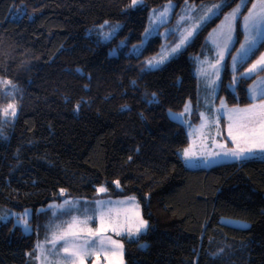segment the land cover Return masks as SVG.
I'll return each instance as SVG.
<instances>
[{"label": "trees", "instance_id": "trees-1", "mask_svg": "<svg viewBox=\"0 0 264 264\" xmlns=\"http://www.w3.org/2000/svg\"><path fill=\"white\" fill-rule=\"evenodd\" d=\"M167 1L133 8L131 0H0V207L134 195L149 228L137 239L121 238L127 264H264V158L188 168L181 158L186 130L168 115L188 100L200 107L192 56L240 0H230L179 55L146 71L160 36L139 55L130 46L141 41L149 11ZM172 1L179 7L185 0ZM104 21L121 23L109 42L88 35ZM242 38L238 23L217 94L230 107L252 103L255 76L229 85L264 51L260 45L232 72L229 59ZM123 39L125 47L110 55ZM153 93L159 102L149 104ZM11 103L17 114L4 124ZM101 185L107 190L100 194ZM223 217L249 227L224 224ZM34 249V234L12 220L0 223V264H35Z\"/></svg>", "mask_w": 264, "mask_h": 264}, {"label": "rangeland", "instance_id": "rangeland-1", "mask_svg": "<svg viewBox=\"0 0 264 264\" xmlns=\"http://www.w3.org/2000/svg\"><path fill=\"white\" fill-rule=\"evenodd\" d=\"M172 2L174 4V11L169 14L168 20H166L163 23H160L156 27V30L153 32V34L149 36L147 40L144 42L143 46L140 47L138 51H134L133 50L134 45L136 46L141 45V41L144 39V33H143L141 41L130 46L131 53H133L134 55H139L143 51L144 47L146 46L150 38L155 35H159L162 41L158 53L161 52L162 46H164L165 49L170 50L171 47H174L175 44L179 42L180 33L184 29L189 28L191 24L195 23L196 19L200 15L203 14V9H200L199 5H204L205 8L211 7L214 3H217L218 0L202 2L200 4H196L188 0L189 6L191 5L197 6L191 12L183 11L185 9V1L179 7H177L175 1H172ZM240 2L241 0L238 3H236V5L239 4ZM259 2L260 0H255L253 4H258ZM168 3L169 1L165 2L164 4L160 6L154 7L149 11L148 23H147L146 28H148L149 26V16H150V13H152V10L159 9L160 11H163V5H166ZM253 4L251 5L249 9L253 7ZM236 5L232 9H234ZM232 9H230L227 13H225L222 19L220 20V22L210 30V32L207 35L206 42L202 48V51L198 53L197 55L192 56V63L194 65L193 71H194V75L197 78V96L200 100H202L200 102V107L199 108L195 107L194 103L188 100L185 106L190 105L191 111L185 112V106L182 111H178V112L171 111L177 114L182 113V112L184 113L180 121H177L174 119L172 120L181 123L186 130L189 144L187 147H185L181 151V158L184 161V164L188 168H191V169L210 168V167H213L219 164H225V163H231L234 161L243 160V159L237 160L231 157V155H228V156L224 155V153H226L229 149H235L237 147V144L233 143L231 137H229L228 135L229 121L225 113L227 109H232V108H237V107L245 108L248 105L230 107L226 104L224 99L218 100L217 98L218 88H219V84L221 81V74H222L224 67L221 68L220 80L218 82V86L216 88L215 94L213 95L212 90L207 87V80L208 78L215 79L216 78L215 72L208 67L207 63L204 65H201V61H208L209 63H215V59L218 58L216 45L212 43V37H210L209 34L213 33V30L218 28V26L224 20L225 15L230 13ZM249 9L246 13L243 14L242 13L244 10V7H243L241 9L239 16L237 17V20L235 22V32L233 33V41L230 43L229 49L225 54V63L228 58V53L232 50L236 42V39H237L238 23L243 33V38H242L241 43H243L245 40V32L243 29V22H244L243 18L244 16L248 15ZM182 15L189 16L191 17V19L187 21H182L180 19ZM107 22H108L107 24H105V21H104L103 23L94 25L92 28L88 30V35H92L100 39L103 42H109L121 28V23L111 22V21H107ZM117 24L120 25V27L115 32V35L112 36L110 39L105 40L103 37V33L111 32L112 26L117 25ZM101 25H103L104 27L101 28L100 27ZM193 37L182 47V49L177 54L172 56L170 59L166 60L158 68L163 67L168 61H170L172 58L179 55V53L183 51L186 48V46L192 41ZM121 41L125 42L123 46H121ZM219 43L221 44V46H223V37L220 38ZM125 45H126V40L125 39L120 40L118 44L113 45L111 48L108 49V53L110 55H116L119 49H122L123 47H125ZM240 45L237 49L240 48ZM113 50H115V54H113ZM158 53L150 56L149 58L146 59V61L152 57H157ZM261 54H264V51H262L243 70V72H245L260 57ZM236 55H237V51H235L232 54V56H236ZM252 55L253 54H251L244 62L242 63L238 62L237 67L235 69L233 68V61H232V56H231V58L229 59L230 60L229 61L230 70L232 72H236L240 68V66L243 63H245ZM146 61H145V68L147 67ZM201 67H204L205 69H207L211 73V76L205 77L201 75L199 73V70ZM254 76L255 78L252 80L250 85H253L254 82L257 81L259 77L264 76V72L254 73L251 75L250 78ZM248 97H249V87H248ZM221 102H223V104L226 106L225 108L221 107ZM255 102L258 103L259 99H257V101ZM11 104H14V103H11ZM6 108L7 107H5V109ZM195 108L197 110H195ZM201 113L204 114L203 120L201 118ZM2 119H3L4 124H6L7 122H12L13 117L11 116V112L9 111L8 116L5 117L4 110H3ZM202 124H204L205 126L201 127ZM3 130L4 128L1 125L0 134H3ZM240 146L247 147L248 145L241 143ZM185 149H188L189 152L191 153L190 157L188 158H185V155H184ZM212 152L218 153L219 155L210 156L209 153H212ZM256 152H257V157H261L262 155H264V153H261L259 149H257ZM101 187L106 189L105 185H101L98 188H101ZM104 192H98V193L101 194ZM65 201H70L71 203L65 205V207L62 209L56 207L57 205L65 204ZM98 202H103V203L99 204ZM25 210L29 211L28 222L30 225V231L28 232L24 231L22 223L21 224L16 223L17 219L23 216ZM101 211H103L104 213V225H105L106 231H103L102 233H99L96 236L90 237V239L95 240L96 243L90 249L92 253L91 256L86 257L84 259V264H127L126 259H125V244L121 238L125 237L129 239L131 238L137 239L141 234L146 233L149 228V222L143 217L139 200L134 195L125 196V197L100 196L98 198H92V199L79 198V197L71 198V197L64 196L62 200L51 201L47 205L40 206L37 209L26 208L22 211H15L13 209H9L6 207H0V217H6L5 219H0V223L8 221V220H12L13 223L16 226H19L25 234H34L35 235V249L33 251V254L30 255V257L32 261L35 262V264H43L42 259H38V257H41L42 249L38 248L37 245H43L46 248L51 249V239L53 238V233H55L56 235H59L61 229H67L68 223L72 221L73 217H78L79 220L81 221L86 220L88 217H92L91 220H88L87 223L82 224L80 226L85 230V234L81 236L80 240L77 241V243H82L84 239H89V237L87 236L88 229H92L94 232H98V230L100 229ZM12 213H15L16 215L13 216L11 215ZM137 214L139 215V218H142L143 220L147 221V227L145 230H142L138 234H134L130 236L128 232V222L129 221L133 222V227H134V222L137 219ZM221 221L224 224H228V225L235 226V227H241V228L249 227V222L245 220H241V219L223 217ZM112 224H117V225L123 224L124 225L123 228L119 229V232H120L119 235H117V233L112 230V227H111ZM113 240L117 241L118 244L121 245L122 247H116L115 245H113L112 244ZM142 246H145V244H142ZM63 247H64V244L61 242L59 247L56 249H52V251L53 252L58 251L60 253V257H63L65 255V253L63 252ZM45 255H47V253H45ZM48 259L53 261L54 264H70V262H64L59 257H56V256H48Z\"/></svg>", "mask_w": 264, "mask_h": 264}, {"label": "snow or ice", "instance_id": "snow-or-ice-1", "mask_svg": "<svg viewBox=\"0 0 264 264\" xmlns=\"http://www.w3.org/2000/svg\"><path fill=\"white\" fill-rule=\"evenodd\" d=\"M230 0H218L217 3H214L211 7L205 8L204 5H199L200 9H203V14L200 15L196 22L191 24L187 29H184L180 33L179 42L175 44L174 47H171L170 50H167L162 46V50L158 53L157 57H152L146 61L147 67L145 70H152L158 68L166 60L170 59L172 56L177 54L182 47L202 28L209 20L213 17L218 16L220 11L226 6H228ZM247 0H241L239 4L236 5L234 9L227 15H225L224 20L218 26L217 29L213 30V33H210L209 36L212 37V43L216 45L217 56L215 63H209L208 61H201V65L208 64V67L215 72V79L208 78L207 87L212 90L213 95L215 94L218 82L220 80V71L221 68L226 67L225 63V54L229 49L230 43L233 41V33L235 32V22L239 16L241 9L246 6ZM143 4V0H131L129 7L135 8L136 6ZM196 5H188V0H185V9L183 11L191 12ZM174 11V4L172 0H169V3L163 5V11L159 9H153L152 13L149 16V26L145 29L144 39L141 41V45L133 46L134 51H138L140 47L143 46L144 42L149 36L153 34L156 30V27L168 20L169 14ZM182 21H187L191 19L189 16H181ZM243 29L245 32V40L241 43L240 48L237 49V55L232 56L233 68L237 67V63L244 62L251 54H254L258 50V46L264 45V0H260L258 4H253V7L249 9L248 15L243 18ZM108 22L105 21V24ZM179 23V21H178ZM101 28L104 26L101 25ZM120 25L112 26L111 32L103 33L105 40L110 39L115 35V32L118 30ZM223 37V46L219 43L220 38ZM124 41H121V46L124 45ZM115 54V50H113ZM230 54V53H228ZM79 71V69H77ZM264 72V54H261L260 57L243 73H239L233 77L232 83L229 85L230 88H235V86L244 79L250 78L252 74ZM199 73L205 77H210L211 73L201 67ZM10 83V82H5ZM135 83V81H133ZM249 97L253 103L249 104L245 108H232L226 110V115L228 117V135L231 137L233 143L237 144L235 149H229L225 156L231 155V157L240 160V159H253L257 157L256 150L259 149L261 153H264V76H261L254 82L253 85L249 86ZM259 99V102H255ZM159 101L156 98V94L153 93L151 98L147 100V103H158ZM126 107V106H125ZM221 107L225 108L226 106L221 102ZM11 112V116L14 118L17 114V109L15 104H9L6 109H4V116L7 117ZM191 111V106H185V112ZM171 119L180 121L184 113H173L169 111L168 113ZM202 120L204 119V114L201 113ZM182 122V121H181ZM205 125L202 124L201 127ZM219 134V133H217ZM241 143L248 145L247 147L240 146ZM185 158L190 157L191 153L188 149L184 151ZM210 156L219 155L218 153H209ZM264 158V155L261 156ZM118 183V182H117ZM98 192L106 191L105 188L101 187L97 189ZM63 192V190H61ZM134 199V198H133ZM70 201H65L63 205H57L58 208H64L65 205L70 204ZM102 204L103 202H98ZM11 215L15 216V213ZM29 211L25 210L22 217L18 218L16 223L23 224L25 232L30 231V225L28 222ZM6 217H0V219H5ZM101 226L98 232H94L92 229L87 230V236L89 239H84L82 243H77L80 240L81 236L85 234V230L80 227L82 224L87 223L88 220H91L92 217H88L86 220L81 221L78 217H73L72 221L68 223L67 229H61L60 234L56 235L53 233V238L51 239V249L46 248L43 245H37L38 248L42 249L41 257L43 264H54L53 261L48 259V256L59 257L64 262H70V264H84V259L91 256V247L95 245L96 241L90 239L92 236H96L103 231H106L104 225V213L101 211ZM235 223V222H234ZM112 230L120 234L119 229L123 228V224H112ZM147 227V221L139 218L137 214V219L134 222H128V232L129 235L138 234L142 230H145ZM47 239V238H46ZM64 244L63 252L65 255L60 257L58 251L53 252L52 249L59 247L60 243ZM112 244L116 247H122L118 244L117 241L113 240ZM47 253V255H45ZM31 255V254H30Z\"/></svg>", "mask_w": 264, "mask_h": 264}]
</instances>
